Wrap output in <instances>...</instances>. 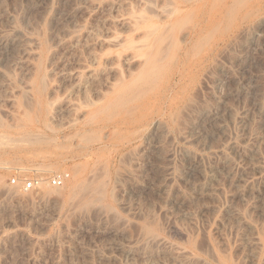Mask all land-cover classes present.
I'll list each match as a JSON object with an SVG mask.
<instances>
[{"label":"rangeland","instance_id":"1","mask_svg":"<svg viewBox=\"0 0 264 264\" xmlns=\"http://www.w3.org/2000/svg\"><path fill=\"white\" fill-rule=\"evenodd\" d=\"M1 40L0 264H264V0H0Z\"/></svg>","mask_w":264,"mask_h":264},{"label":"built area","instance_id":"2","mask_svg":"<svg viewBox=\"0 0 264 264\" xmlns=\"http://www.w3.org/2000/svg\"><path fill=\"white\" fill-rule=\"evenodd\" d=\"M12 183L26 191L36 190L41 184L40 181L35 178H15L12 180ZM51 183L54 186H62L64 177L57 176L51 180Z\"/></svg>","mask_w":264,"mask_h":264},{"label":"bare ground","instance_id":"3","mask_svg":"<svg viewBox=\"0 0 264 264\" xmlns=\"http://www.w3.org/2000/svg\"><path fill=\"white\" fill-rule=\"evenodd\" d=\"M0 44L3 45V44H4V41L1 40ZM131 44H132V43H131ZM131 44H130V45H131ZM131 46H132V45H131ZM227 164H229V163H228V160H227V159L223 160V165H227ZM76 178H77V177H76ZM42 182H43V181H42ZM79 184L81 185V183H79ZM79 184L77 185V183L74 182V184H73V186H72V191H71L70 196H72L74 190H77V189H78ZM40 185H41V184H40ZM42 185H43V184H42ZM42 185H41V186H42ZM42 187H43V186H42ZM76 187H77V189H76ZM79 187H80V186H79ZM249 187H250V186H249ZM78 191H79V189L77 190V192H78ZM67 193H68V192H67ZM47 195H50V193H49V194H46V196H47ZM66 195H68V194H66ZM73 196H74V195H73ZM48 197H49V196H48ZM70 198H71V197H70ZM145 230H146V228H145ZM145 230H144V231H145ZM146 231H147V230H146ZM146 231H145V233H146ZM150 231H151V230H149V232H150ZM149 234L151 235V232H150ZM152 234H153V233H152ZM146 235H148V234L146 233ZM146 235H145V236H146ZM150 235H149V236H150Z\"/></svg>","mask_w":264,"mask_h":264}]
</instances>
